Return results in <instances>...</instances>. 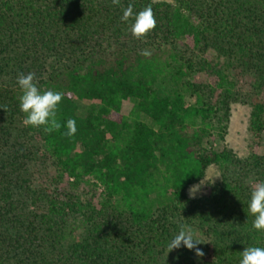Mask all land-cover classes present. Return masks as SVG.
Listing matches in <instances>:
<instances>
[{"label":"trees","instance_id":"obj_1","mask_svg":"<svg viewBox=\"0 0 264 264\" xmlns=\"http://www.w3.org/2000/svg\"><path fill=\"white\" fill-rule=\"evenodd\" d=\"M130 3L152 6L143 40L121 22ZM21 73L63 94L57 120L74 119V136L23 126ZM238 101L257 144L264 0H0V264H239L264 248L248 212L264 155L214 145ZM212 165L219 177L190 198ZM181 225L204 260L167 253Z\"/></svg>","mask_w":264,"mask_h":264},{"label":"clouds","instance_id":"obj_2","mask_svg":"<svg viewBox=\"0 0 264 264\" xmlns=\"http://www.w3.org/2000/svg\"><path fill=\"white\" fill-rule=\"evenodd\" d=\"M121 0H111L112 5H119ZM121 22L128 23V30L132 37L137 40H143L150 31L156 26V19L149 4L138 12H134L133 5L130 3L123 8L120 17ZM141 56L148 57L151 53L148 50L141 49ZM35 73L23 74L17 77V85L21 90L19 96V108L25 114L22 124L25 127L43 128L45 133L59 131L63 126L66 131L63 133L67 137L75 135L76 121L68 119L64 125L57 120L58 105L63 99V94L58 91L41 90L35 83ZM0 109L6 111V106H0ZM203 183V182H201ZM201 185H193L189 188L190 198H195L200 191ZM248 212L254 217L252 228L258 231H264V181L255 183L250 193ZM197 239L193 238L191 232L185 231L181 225L180 230L167 244V253L178 250L181 246L188 250H195L196 257H202L204 252L197 245L200 244ZM241 259L239 264H264V248L246 247L240 253Z\"/></svg>","mask_w":264,"mask_h":264},{"label":"rangeland","instance_id":"obj_3","mask_svg":"<svg viewBox=\"0 0 264 264\" xmlns=\"http://www.w3.org/2000/svg\"><path fill=\"white\" fill-rule=\"evenodd\" d=\"M166 1H171V0H166ZM251 78L252 75L248 73L239 77V87L243 91H246L248 89V85L251 81ZM195 80L198 82H206L207 76L204 73H198L195 74ZM249 115H250V105L248 103H244L240 101L233 103L231 105L230 119L228 123L227 133L225 135V140L214 141V145L217 147L223 145L227 146L241 157L247 156L250 152H255L259 155H264V132L262 133L261 141L257 144L253 143L251 133L248 129ZM218 177H219V171L217 167L214 165L210 166L206 172V176L199 182L193 184V185H201L200 191L197 193L195 197L206 195L209 192L210 185ZM189 232H191L194 239L199 240V235L196 232L191 230H189ZM197 247L200 250H202L200 248V244H198ZM199 259L204 260V255L202 257H199Z\"/></svg>","mask_w":264,"mask_h":264}]
</instances>
